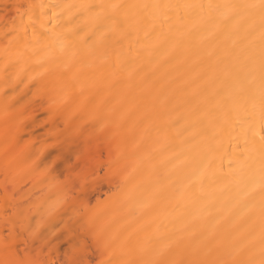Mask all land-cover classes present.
Listing matches in <instances>:
<instances>
[{"label":"bare ground","instance_id":"bare-ground-1","mask_svg":"<svg viewBox=\"0 0 264 264\" xmlns=\"http://www.w3.org/2000/svg\"><path fill=\"white\" fill-rule=\"evenodd\" d=\"M152 2L247 0H0V241L30 222L52 261L92 264L104 243L138 242L258 258L259 210L243 206L229 167L244 133L221 94L237 54L258 45V21L205 11L179 31L134 24L119 35L79 7ZM205 155L226 180L202 191L189 177Z\"/></svg>","mask_w":264,"mask_h":264},{"label":"snow or ice","instance_id":"snow-or-ice-1","mask_svg":"<svg viewBox=\"0 0 264 264\" xmlns=\"http://www.w3.org/2000/svg\"><path fill=\"white\" fill-rule=\"evenodd\" d=\"M33 7L28 6L27 14L30 20V10ZM79 7L85 13L94 14L93 18L97 22L101 24L107 22L103 31L119 35H124L134 24L147 25L152 32L163 30L166 26L169 31L174 27L179 31L178 26H182L186 20L193 17L205 19V11L208 12L209 18L213 12L218 13L219 20L225 24L247 20L255 26L258 21L260 33L258 45L237 54V65L234 70L226 73V87L221 93L229 106V112L234 114L233 128H239L244 133L242 151L239 156L230 160L229 167L240 177L243 206L248 207L251 204L259 210L261 240L258 258L235 246L188 247L179 242L149 246L151 242H138L122 245L118 250H109L111 245L104 243V251L100 253L104 258L92 264H264V0L225 4L95 3ZM32 23L35 24V21ZM33 35L36 36L35 30ZM47 37L48 32L44 31L38 38ZM255 122H258L260 127L258 140L255 135H249ZM80 134L83 135V132ZM225 180L226 177L215 169V161L205 155L201 163L193 168L189 184L193 187L198 184L203 191L205 187L223 184ZM14 229L15 224L8 235L0 241V264H84L75 253L66 254L67 258L60 261L42 259L44 249L38 248L37 245L43 234L38 233L37 228L30 222L21 224L18 231ZM194 239L199 237L194 234ZM102 241L103 237H99L97 244H101Z\"/></svg>","mask_w":264,"mask_h":264},{"label":"rangeland","instance_id":"rangeland-1","mask_svg":"<svg viewBox=\"0 0 264 264\" xmlns=\"http://www.w3.org/2000/svg\"><path fill=\"white\" fill-rule=\"evenodd\" d=\"M100 178H103V177H100ZM66 248H63L62 250H65Z\"/></svg>","mask_w":264,"mask_h":264}]
</instances>
